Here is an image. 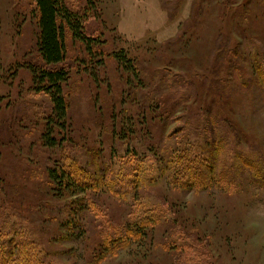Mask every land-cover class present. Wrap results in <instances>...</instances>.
<instances>
[{
  "label": "rangeland",
  "instance_id": "rangeland-1",
  "mask_svg": "<svg viewBox=\"0 0 264 264\" xmlns=\"http://www.w3.org/2000/svg\"><path fill=\"white\" fill-rule=\"evenodd\" d=\"M91 2L86 26L100 43L91 55L66 38L67 131L50 149L49 97L28 68L38 64L35 3L0 0V238L22 233L42 264H264V0ZM165 75L172 97L186 93L177 120L149 108L171 95ZM180 127L178 150L211 164L202 188L172 183L160 156ZM64 158L95 188L61 190L50 171ZM138 228L144 238L109 246Z\"/></svg>",
  "mask_w": 264,
  "mask_h": 264
},
{
  "label": "trees",
  "instance_id": "trees-1",
  "mask_svg": "<svg viewBox=\"0 0 264 264\" xmlns=\"http://www.w3.org/2000/svg\"><path fill=\"white\" fill-rule=\"evenodd\" d=\"M33 1L35 3L36 22L38 26L36 42L38 64L28 65V68L32 74L35 91L43 92L49 97L50 107L49 113L44 119L45 135L43 139L45 146L51 149L60 146L61 143L58 138H63V140H65L64 133L67 131V105L64 98L63 87L69 80L73 66L69 64L70 61L67 56L66 38L69 36L83 43L87 52L89 51L91 55L97 52L93 50L95 47L94 44H99L100 41L98 37L94 38L88 33V26H86L87 22L93 19L91 12L95 11V5L91 2L92 0H84L86 6H83L82 9L73 7L71 5V0ZM116 57L120 63L124 64L126 70L133 71L134 68L131 67L128 61L125 62V59L122 58L123 56L118 55ZM259 73H263L264 75V71L262 70H259ZM133 75L137 81L140 82V85H142V79L139 78L135 69ZM166 81L167 83L165 84L168 85L164 93H171L168 97V101L155 103L154 99H150L152 102L149 108L152 109L156 115L159 114L160 111H163L164 114L169 117L168 119H171L173 118L172 113L175 108L174 106L185 104L184 95H186V93L178 92L175 95L177 98H174V96L172 97V94H174V86L169 77L165 75L162 77V85ZM180 82L182 83L181 80ZM182 88L184 90L185 87ZM148 97L147 95V101L149 100ZM174 101H177L175 105H173ZM180 121L182 120L180 119ZM130 124L131 121H129L128 118L123 119L121 127L124 133L129 130ZM184 129H182V127L175 129L174 132H177V134L173 135V137L170 136L168 139H176L175 143L169 150H167L168 148L166 147L164 148L165 152L163 153L167 154V156L161 151L160 153L162 154L160 156L162 158L165 157L164 164L169 170V177L172 179V183L187 190L191 188H202L208 185L207 182L214 176L211 164H209L208 168L201 169L197 164V153H193L187 146L178 150L179 144L184 142L185 137L183 136L185 135L182 133ZM135 156L136 154L133 155V157ZM65 161L66 158H64L63 162L56 165L55 169L50 171V177L58 184L61 190L65 188H74L72 196H77L79 193L95 188L93 182H85L88 179L87 174L85 176L81 172H75L78 179H73L71 176V169L66 165ZM109 173L110 171L106 169L105 175ZM170 174H174L173 176L175 178ZM150 221H152L151 214H149L147 218V222ZM137 226L139 225L136 224V227ZM0 227L3 229L2 224H0ZM143 232L144 233H141V228H138L136 232L131 229L130 231H126L125 234L121 233L117 237L118 240L110 243L109 246L115 243H119V247L129 246L131 240L144 238L146 232L145 230H143ZM23 237L24 235H22V233L16 231L10 234L6 239L0 238V264H42L32 256L34 254L30 249V245L29 253L23 252V250L27 251L26 242Z\"/></svg>",
  "mask_w": 264,
  "mask_h": 264
}]
</instances>
